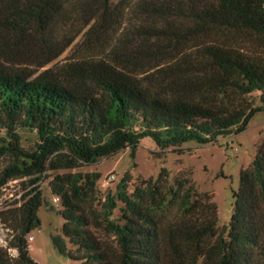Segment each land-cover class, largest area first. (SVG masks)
<instances>
[{
    "label": "trees",
    "instance_id": "1",
    "mask_svg": "<svg viewBox=\"0 0 264 264\" xmlns=\"http://www.w3.org/2000/svg\"><path fill=\"white\" fill-rule=\"evenodd\" d=\"M61 20L111 39L107 51L48 67L68 46L49 38ZM0 36V130L7 134L0 188L25 177L32 186L21 205L0 211L11 234L0 264H40L28 236L42 224L39 181L47 171L126 148L134 155L145 137L162 149L215 144L264 111V46L240 43L264 39V0H0ZM254 91L261 106L249 102ZM21 128L37 131L35 148L21 146ZM99 177L58 174L50 183L63 206L64 236H51L62 255L81 264H264V142L241 171L222 232L218 206L200 199L189 179L163 189L165 168L148 193L150 208L122 196L129 209L122 224L111 218L113 198L95 208Z\"/></svg>",
    "mask_w": 264,
    "mask_h": 264
},
{
    "label": "rangeland",
    "instance_id": "2",
    "mask_svg": "<svg viewBox=\"0 0 264 264\" xmlns=\"http://www.w3.org/2000/svg\"><path fill=\"white\" fill-rule=\"evenodd\" d=\"M88 30L89 27H83V24H76L71 20L64 24V20H61L52 30L49 38L59 49L67 44L68 46L48 67L57 62L63 64L89 54L107 51L106 40L111 39L105 38V35L103 36L105 39L101 37L95 39V36L87 35ZM107 36L115 38L112 30ZM1 41L0 36V45ZM240 43L251 50L258 45L264 46V39L251 37ZM248 99L253 107L262 105L260 91H254L248 95ZM18 133L21 146L25 149H33L39 142L36 130L21 128ZM6 136V131L0 130V139ZM263 142L264 111L252 117L244 132L220 137L215 144L200 145L196 142H188L177 148L162 149L152 138L145 137L134 155L131 148H126L115 155L102 157L96 162L84 163L70 169L49 170L39 181L46 202L38 212L41 227L28 236L30 254L40 264H81L80 261L62 255L51 241L52 235H63L64 218L59 213L63 209L62 201L59 196L52 193L50 187L51 181L58 174H71L73 178L98 174L100 177L96 181V193L93 197L95 208L99 213L107 200L113 198L117 205L113 209L111 218L122 224L124 222L122 216L125 212L129 213L122 196L126 195L130 200L150 208L152 199L148 193L153 190L159 174L165 168L169 173V184L165 186L164 183L160 184L163 189L166 190L168 186L175 187L178 178L189 179L200 199L208 196L218 206L217 226L222 232L229 225L234 213V192L240 187L241 171L249 168ZM5 163L6 158H0V170ZM31 187L29 177L13 179L1 187L0 211L11 205L14 206L13 204L21 205L27 199L26 194ZM138 194H142L143 199L139 200ZM55 198L58 200L54 201ZM171 209L174 210L173 213L177 210L173 206ZM92 229L96 236H103L102 230ZM10 238V231L0 224V246L5 247ZM113 238L110 236V240ZM66 240L68 248L75 251L77 246ZM11 252L16 254L14 250Z\"/></svg>",
    "mask_w": 264,
    "mask_h": 264
},
{
    "label": "built area",
    "instance_id": "3",
    "mask_svg": "<svg viewBox=\"0 0 264 264\" xmlns=\"http://www.w3.org/2000/svg\"><path fill=\"white\" fill-rule=\"evenodd\" d=\"M57 200H58V198H55V199H54V201H57ZM31 238H32V237H31Z\"/></svg>",
    "mask_w": 264,
    "mask_h": 264
}]
</instances>
